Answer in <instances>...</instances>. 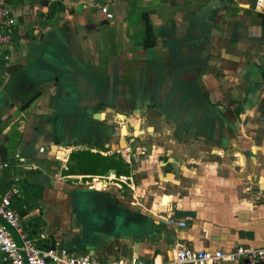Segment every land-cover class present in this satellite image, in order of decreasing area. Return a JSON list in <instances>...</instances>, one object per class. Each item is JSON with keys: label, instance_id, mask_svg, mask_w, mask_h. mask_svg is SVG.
I'll return each instance as SVG.
<instances>
[{"label": "crops", "instance_id": "0c3cea01", "mask_svg": "<svg viewBox=\"0 0 264 264\" xmlns=\"http://www.w3.org/2000/svg\"><path fill=\"white\" fill-rule=\"evenodd\" d=\"M7 3L15 23L0 60V194L12 191L38 247L152 264L171 260L176 246H264V0ZM59 85L87 106V119L101 112L92 130L68 115L55 125ZM182 104L188 118L176 116ZM229 114L237 127L221 118ZM85 150L111 168L99 173L98 159L68 172ZM108 174L130 176L133 188ZM114 204L123 232L103 227L110 237L98 242L92 214ZM0 264H9L2 253Z\"/></svg>", "mask_w": 264, "mask_h": 264}, {"label": "built area", "instance_id": "2783aa9c", "mask_svg": "<svg viewBox=\"0 0 264 264\" xmlns=\"http://www.w3.org/2000/svg\"><path fill=\"white\" fill-rule=\"evenodd\" d=\"M261 0H258V5ZM100 13L105 19L110 20L114 17L112 11L107 5L99 8ZM15 18L11 13V8L7 0H0V60H8L9 56L6 51L8 45L12 43L13 25ZM44 148L40 147L39 151L43 152ZM19 161H24L23 157ZM8 166L4 163V167ZM108 180H119L128 187L133 188L130 176L108 174ZM0 219L8 224L15 231L20 240V244L14 239L6 225L0 221V253H2L9 264H145L137 257L131 258L130 261L120 260L99 261L91 256H79L65 247L40 248L35 240L27 235L23 230L19 215L12 207V191L6 190L0 194ZM168 222L171 225L184 227V220H177L175 217H169ZM172 259L169 261L153 262L152 264H214L220 261L226 262H244L245 264H264V246H244L238 245L232 250H195L186 246H176L172 252Z\"/></svg>", "mask_w": 264, "mask_h": 264}, {"label": "water", "instance_id": "95a60500", "mask_svg": "<svg viewBox=\"0 0 264 264\" xmlns=\"http://www.w3.org/2000/svg\"><path fill=\"white\" fill-rule=\"evenodd\" d=\"M60 88H61V86L59 85V89L56 92V99H57L56 100V107H57V109L52 108V114L54 115L55 125H61V123L63 124L64 119L68 115V120L72 119V122H74L75 127L77 129H79L80 131H81V129H88V130L91 129L92 130L93 126H94V123H92L90 120L93 119V120H96V122L98 120H100L101 119L100 118L101 112L96 111V112L90 114L88 119H87V117H86L87 116L86 115L87 106L82 107V106L76 105L68 97L69 96L68 92L62 91L61 90L62 88L61 89ZM60 102H66V104L68 105V107L65 109L64 112L62 110L63 113L61 112L60 108H61V106H64L65 104L61 103V106H60ZM187 102H188L187 104L189 105V99H188ZM236 102L237 103L239 102L241 104V101L239 99L236 100ZM245 104L246 103H244V104L242 103V107L244 106V109L240 113V115L245 113V111L247 110V108H245ZM188 105L182 104V106L179 108V110L176 111V116H178L177 114L180 113V116L182 118L183 117L184 118H188V116L190 115V111H191V110H189L191 108V106H188ZM187 106H188V108H187ZM185 109H186V112L184 111ZM118 115L119 116H123L121 113H118ZM224 116H225V118H224ZM221 118L223 119V121L228 123L231 128L233 126L237 127V125H239V123H240L239 119L232 123L231 122L232 118H231L230 114L229 115H222ZM203 129H204V131H207L208 129H210V125L208 124L206 127L203 126ZM208 132H210V130ZM48 148H49V146H48ZM110 171H111V173H114V169H111ZM119 213L122 214L124 212L120 208H118L116 206V204L109 205L108 207L104 208L103 210H100V208H95V213L92 214L91 220L93 221L92 225L95 227L94 231L97 230L94 233V235H95V238H98V240H97L98 242L103 243L104 241H106L110 237V235L104 237V236L99 234V233L103 234V232L100 231V229L104 230L103 227H106L108 232L111 235H112V233L116 234L118 232H120V233L123 232L122 228H119L116 225L117 223L115 221H113V218L116 219V220H119V221L121 220V218H120L121 215ZM111 222H114V223H111ZM5 225H6V228L13 235L14 239L18 242V244H20L21 242H20L18 236L16 235L15 231L13 230V228H11L8 224H5Z\"/></svg>", "mask_w": 264, "mask_h": 264}, {"label": "trees", "instance_id": "16d2710c", "mask_svg": "<svg viewBox=\"0 0 264 264\" xmlns=\"http://www.w3.org/2000/svg\"><path fill=\"white\" fill-rule=\"evenodd\" d=\"M95 155V156H91ZM73 159H75V165L69 169L68 172L72 173H85L86 171H89L91 166L93 164H96L98 162V159H103L101 168L99 173L106 172L111 164L107 162L106 157L101 156L100 154L93 153L89 150L81 151L80 155H73ZM99 157V158H98ZM77 169V171H75ZM90 174H97V172H90ZM53 247L52 245H48L45 248Z\"/></svg>", "mask_w": 264, "mask_h": 264}, {"label": "rangeland", "instance_id": "374dc122", "mask_svg": "<svg viewBox=\"0 0 264 264\" xmlns=\"http://www.w3.org/2000/svg\"><path fill=\"white\" fill-rule=\"evenodd\" d=\"M78 92V89L76 90V91H71V93H77ZM91 156H95V155H91ZM76 171H77V169H76ZM87 192V191H86ZM85 192V195H87V197H89V198H91V199H94V195H95V193L94 192H92V191H88L87 193ZM82 198H85V197H82ZM83 200H85V199H83ZM87 200V199H86ZM85 200V201H86ZM84 201V202H85ZM91 203H89L88 204V207H89V209H92L91 208Z\"/></svg>", "mask_w": 264, "mask_h": 264}, {"label": "bare ground", "instance_id": "6f19581e", "mask_svg": "<svg viewBox=\"0 0 264 264\" xmlns=\"http://www.w3.org/2000/svg\"><path fill=\"white\" fill-rule=\"evenodd\" d=\"M126 133L125 127H122V134L124 135Z\"/></svg>", "mask_w": 264, "mask_h": 264}]
</instances>
